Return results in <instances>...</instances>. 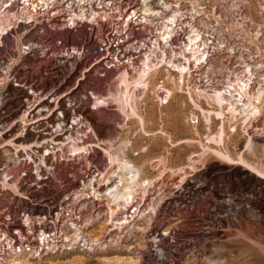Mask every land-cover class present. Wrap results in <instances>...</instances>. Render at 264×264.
<instances>
[{
    "label": "built area",
    "instance_id": "2783aa9c",
    "mask_svg": "<svg viewBox=\"0 0 264 264\" xmlns=\"http://www.w3.org/2000/svg\"><path fill=\"white\" fill-rule=\"evenodd\" d=\"M141 3L142 0H91L80 17H73L64 6L49 15L33 10L25 21L27 11L21 1L17 5V0H9L2 6V12L6 11L0 13V26L4 25L0 31V194L16 196L20 190L24 193L21 198L30 204L21 208L11 202L0 205V264L6 263L5 253L12 251L53 257L73 248L99 245L101 242L87 239L84 228L102 219L108 229H115L120 222L132 225L144 201L157 193L163 182L161 178L145 180L120 209L112 206L113 211L105 198L93 195L94 191L104 192L105 184L113 180L108 169H100L109 157L99 160L95 150H100L102 144L85 142V135L92 130L83 119H75L70 81L77 87L95 65L102 70L138 75L149 58L156 71L169 72L173 86L183 89L191 100L193 95H223L226 100L219 106V115L224 113V102L236 109L252 91L253 69L261 57L243 31L248 19L241 0H146L155 11L152 16L143 15ZM17 19L20 23L53 24L62 32L76 33L81 27H90L89 38L95 44L90 68L79 70L86 44L65 46L54 53L50 42L40 36L26 41L22 38L27 33L18 37L12 31ZM40 19L45 20L40 23ZM5 38L14 45H3ZM49 60L56 71L47 69ZM239 68L243 69L242 75ZM38 104L41 106L29 114V108ZM194 106L189 116L192 125L200 121ZM83 129L84 138L79 134ZM87 155L91 159L83 161ZM120 155L125 157L123 151ZM66 161L86 162L85 168H75L71 182H58L54 172L59 162ZM102 185L104 189L100 190ZM46 192H52L56 199H49ZM73 220L74 229L79 228L75 242L72 232L61 229L63 225L71 228ZM157 232L160 230L154 225L149 236L157 237Z\"/></svg>",
    "mask_w": 264,
    "mask_h": 264
},
{
    "label": "rangeland",
    "instance_id": "374dc122",
    "mask_svg": "<svg viewBox=\"0 0 264 264\" xmlns=\"http://www.w3.org/2000/svg\"><path fill=\"white\" fill-rule=\"evenodd\" d=\"M4 1L0 0V13L2 6L9 3V0ZM241 1L248 19L243 31L261 60L253 69L252 91L244 96L238 110L228 108L224 103L227 107L223 106L224 117L218 116L219 107L212 95H193L191 100L183 89L173 86L171 74L165 69L155 70L147 79V87L135 88L134 107L138 116L128 117L124 113L127 109L122 105L123 100L108 95L109 91L116 93L124 88L117 76L122 71L115 73L110 69L102 70L99 65L89 66L95 45L89 38L90 27L78 29L83 37L78 39L68 31L57 33L53 24L38 25L45 27L44 32L37 30L36 24H27L24 29L20 19L12 25V31L18 37L27 32V36H22L23 41L40 36L50 42L54 53H59L65 46L86 44L87 52H84L79 70H90L77 87L74 81L69 83L73 87L75 119L77 122L83 119L92 130L85 135V142L97 141L102 144L101 149L103 146L113 149L118 156L119 151H123L125 157L120 155V161L130 162L139 169L138 183L160 178L163 181L157 193L144 201L141 212L134 216L133 225L117 231L108 229L102 219L93 227L84 228L87 239H95L104 245L73 248L34 264H264V0ZM11 13L7 12V15ZM44 20L39 21L43 23ZM4 41L7 47L14 45L6 38ZM53 66L51 63L47 69L56 71ZM101 73H104L103 77L99 76ZM127 73L134 76L133 79L137 76ZM238 73L242 75L243 69L239 68ZM160 85L171 92L163 104L159 103L160 96L155 94ZM92 92L108 95L105 108L94 107ZM193 105L200 120L195 125L189 122ZM221 128L220 141L211 140L210 137L217 136ZM85 132L83 129L79 134L84 138ZM108 150L103 153L96 148L98 159H105ZM84 159L87 161L91 157L87 155ZM241 161L248 167L242 166ZM84 163H61L57 170L61 172L57 175L60 176L58 180L71 182L73 170L85 168ZM118 164L110 165V160L105 161L100 169L105 172L108 169L107 174L120 173ZM115 180L119 183L117 176ZM135 186L137 184L130 187ZM51 193L46 192V195L56 199ZM106 194L104 196L111 199ZM10 202L19 208L30 204L11 193L0 194V205ZM154 225L160 230L157 237L149 236ZM28 256L23 254L24 258L18 259L27 264Z\"/></svg>",
    "mask_w": 264,
    "mask_h": 264
},
{
    "label": "bare ground",
    "instance_id": "6f19581e",
    "mask_svg": "<svg viewBox=\"0 0 264 264\" xmlns=\"http://www.w3.org/2000/svg\"><path fill=\"white\" fill-rule=\"evenodd\" d=\"M7 1V0H6ZM23 1V2H22ZM91 2V0H21V3H22V6L26 9V11H27V18H24V21L26 20V19H28L29 17H31L32 16V11L34 10L35 12H40L41 10H42V12H40V13H47V15H48V13H50L52 10H54V9H56V8H59V7H64L65 6V11L66 12H68L69 14H72L73 15V17H80V15H81V13L82 12H85L86 11V7H87V4L88 3H90ZM3 3V2H2ZM55 4H57V6L56 7H53V5H55ZM17 5H20V0H17ZM140 10H141V12L143 13V15H145V16H152V15H154L155 14V11H154V9H152V8H150L148 5H147V3H146V0H142V3L140 4ZM29 14H30V16H29ZM10 17V16H9ZM19 18V17H18ZM16 21L15 22H13L12 24L13 25H16ZM20 24H22L21 26L24 28H26V26H27V24L28 25H31L32 24V22H29V23H27V22H23V23H20ZM26 24V25H25ZM4 26V25H3ZM3 26H0V31L1 32H3V29H4V27ZM38 26V25H37ZM31 27H33V26H31ZM52 27H54L55 28V30H57V33H59L60 32V29L59 28H57V26H55V25H52ZM24 28V29H25ZM29 28V27H28ZM46 28H47V26H46ZM15 29V28H14ZM20 29H22V28H20ZM23 29V30H24ZM32 29V28H31ZM33 29H35V27L33 28ZM36 29L37 30H41V31H43L44 32V29H45V27L43 26H38V27H36ZM50 29V28H49ZM46 30V29H45ZM51 30H52V28H51ZM28 31V30H27ZM35 31V30H34ZM26 32V31H25ZM37 32V31H36ZM53 32H54V30H53ZM68 32H70V34H73V36H75V38H78V39H82L83 37H82V35L79 33V32H76V33H74V32H71V31H68ZM67 32V33H68ZM27 33V32H26ZM41 33V32H40ZM40 33H38V34H40ZM3 45H5V43H3V42H1ZM150 59L149 58H147V61L145 62V64H144V67H143V69H142V71L140 72V73H138V75L135 77V79H133V78H131V77H134V76H129V74L127 73V72H125V71H122L121 73H118V82L120 83V86L121 87H124V88H121L118 92H116V93H111V91H109L110 93L108 94V95H110V96H113V98H120L121 100H123L122 101V105L123 106H125L126 107V109L127 110H125L124 111V113H125V115L126 116H128L129 117V115H137V113H136V111H135V107H134V105H135V103H134V101H135V95H136V89L138 88V89H140V88H144L145 86L147 87V79H148V77L150 76V75H152V73H154L155 72V70H156V65H155V63H154V61L153 60H151V61H149ZM182 70V68H181V66L179 67V71H181ZM120 74V75H119ZM130 79V80H129ZM149 82V81H148ZM130 86V87H129ZM132 87H133V89H132ZM136 88V89H135ZM138 91H140V90H138ZM173 91V90H172ZM161 92V93H160ZM179 92V91H178ZM184 92V91H183ZM155 94H156V96L158 97V96H160V101H159V103L160 104H163V103H166L167 102V99H168V97L170 96V94H171V92L169 91V89H167V88H165L164 86L163 87H157V89H155ZM174 94V93H173ZM91 95H92V98L94 99V107H96V109H98V108H103L104 106H106L107 105V100H108V95H102V94H98V95H96L95 94V92H92L91 93ZM140 95V94H139ZM110 96H109V98H110ZM213 96V98L216 100V103L218 104V107H219V104H222L223 103V101H225L226 100V98L223 96V95H221L220 93H217V94H215V95H212ZM251 96V95H250ZM212 100V99H211ZM214 100V101H215ZM249 100H250V98H249ZM213 101V100H212ZM252 102V101H251ZM158 103V104H159ZM215 103V102H214ZM224 103H226V102H224ZM250 103V102H249ZM246 104H248V103H245V105ZM253 104V103H252ZM227 105V104H226ZM41 105L40 104H38V105H36V106H31L30 108H29V110H28V112H29V114H31V113H33L38 107H40ZM217 106V105H216ZM224 106V105H223ZM124 107V108H125ZM225 107V106H224ZM241 107V106H240ZM243 107H244V105H243ZM105 108V107H104ZM123 108V107H122ZM212 108H214V107H212ZM225 108H227V107H225ZM228 108H230V106L228 107ZM239 108V107H238ZM252 108H255L254 106H252ZM218 109V108H217ZM223 109V108H222ZM231 109H232V107H231ZM124 110V109H123ZM226 110H228V109H226ZM235 110H238L237 108L235 109ZM234 110V111H235ZM255 110V109H254ZM210 111V110H209ZM212 112H214L213 110H211ZM219 111H220V109H219ZM226 111H224V113H225ZM208 113H211V112H208ZM220 112H218L217 114H219ZM227 113H230V112H228L227 111ZM213 114V113H212ZM226 114V113H225ZM210 115V114H209ZM224 115V114H223ZM223 115H218V116H223ZM138 116V115H137ZM136 116V117H137ZM226 116V115H225ZM224 117V116H223ZM139 119V118H138ZM73 121H74V118L72 119ZM127 120V119H126ZM221 120V119H220ZM139 121H141V118H140V120ZM82 123V122H81ZM209 123V122H208ZM223 132V128H221V129H219V132H218V134H217V136H211L210 137V139L211 140H216L217 142H219L220 141V134ZM93 143L94 142H92L91 144L93 145ZM125 143V142H124ZM124 145V144H123ZM76 150L79 148H81V146L79 147V146H73ZM73 150V149H72ZM101 150V149H100ZM106 150H108V149H106V148H104V146H103V150H101V151H103V153H105L106 152ZM113 150V149H112ZM73 151H75V150H73ZM121 151V150H120ZM120 151H119V154H120ZM108 157H109V160H110V165H112V164H114L115 162L117 163V162H119V167H118V170L117 171H119L120 173H116L115 171H112L111 173H112V179L113 180H111V181H109L107 184H105V189H104V185H102V187H100L99 189L100 190H103L104 189V192H100V191H98V192H96V191H94V193H93V195L94 196H96V198H105L106 199V205L109 207V209H111V211H113L112 210V206H114V207H118V209H120L121 208V206H122V202L124 203V200H127L128 199V197H130V196H132L133 195V193H134V191H137V188L138 187H142V184L145 182V181H141V182H139L138 183V181H139V169L137 168V167H135V165H133L132 163H130V162H127V161H125V160H122V161H120V158H122V157H120V155L118 156V153H115L114 151H110V150H108ZM222 154V153H221ZM106 155V154H105ZM104 155V156H105ZM222 157H224V158H227V159H229V156L228 155H225V154H222L221 155ZM66 162H69V161H66ZM65 162V163H66ZM242 163H241V165L242 166H244L245 168H247L248 166L243 162V161H241ZM61 163H63V162H59L58 163V168H59V166H60V164ZM58 170V169H57ZM56 170V172H54V179L56 180V181H58V182H62V181H60V180H58V178L60 177H58L57 175L58 174H61V172L60 171H57ZM250 171V170H249ZM110 173V174H111ZM71 174V173H70ZM109 174V173H108ZM73 176V175H72ZM71 176V177H72ZM116 176L118 177V181H119V183H117L116 184ZM148 182V181H147ZM4 183H6L7 185H9L10 183L9 182H5L4 181ZM131 184H137V186H135V187H130L131 186ZM5 185V184H4ZM87 185H90V182H88L87 183ZM129 185V186H128ZM106 192L108 193V196L111 198V199H109V198H107V197H105L107 194H106ZM15 195L16 196H20V197H22L23 195H24V193H22V192H20V190H18V191H16V193H15ZM105 195V196H104ZM109 201H112V202H110V203H108ZM108 209V208H107ZM125 209V208H124ZM123 209V210H124ZM123 210H121V212L120 213H122V211ZM108 211V210H107ZM106 211V212H107ZM112 213V212H111ZM115 213H117V212H115ZM115 213H113V214H111V215H114ZM92 217H94L93 215L91 216V217H89V220L92 218ZM114 218L115 217H112V219H111V222L114 220ZM91 223V222H90ZM102 223V222H101ZM131 223V222H130ZM130 223L129 224H122L121 222H120V225L119 226H117L116 228H115V230H117V231H121V230H124V229H126L127 228V226H129L130 225ZM75 223H74V220L71 222V228L70 227H66V226H62L63 228H61L62 230H66V231H68L69 230V232H72L73 233V238H72V240L75 242V240H76V238L78 237V230H79V228L77 229V231L74 229V227H76V225L75 226H73ZM133 225V224H132ZM70 226V225H69ZM119 229V230H118ZM65 232V231H64ZM64 232H63V234H64ZM113 232V231H112ZM65 234L67 235L68 234V232H65ZM117 234V233H116ZM111 239V238H110ZM95 239H93L92 241H94ZM122 240V239H121ZM128 240V239H127ZM113 241V240H112ZM119 241V240H118ZM95 243H96V241H95ZM0 244H1V240H0ZM100 244H102V243H100ZM99 244V245H100ZM128 244V243H127ZM102 245H104V244H102ZM129 248V247H128ZM130 248H131V245H130ZM31 251V250H30ZM29 251V252H30ZM23 254H26V253H23ZM23 254H17L16 252H10V253H5V256L3 257V260L4 261H6V263L5 264H23V262H21V261H19V259L18 258H20V257H23ZM18 255H20V256H18ZM45 255H48V256H43V257H40V254H38V255H35V256H33L32 254L30 255V256H28L26 259L27 260H25V261H27V264H34L33 262H38V260H45V259H48V258H50L51 256V254H45ZM55 255V254H54ZM56 256V255H55ZM55 256H53V257H55ZM24 258V257H23ZM28 262H30V263H28ZM136 263V262H135Z\"/></svg>",
    "mask_w": 264,
    "mask_h": 264
}]
</instances>
